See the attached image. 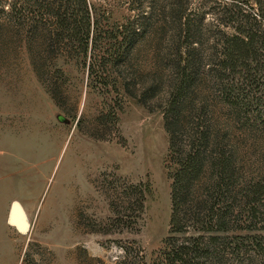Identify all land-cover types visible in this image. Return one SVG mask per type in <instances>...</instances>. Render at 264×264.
I'll use <instances>...</instances> for the list:
<instances>
[{
    "label": "rangeland",
    "instance_id": "obj_1",
    "mask_svg": "<svg viewBox=\"0 0 264 264\" xmlns=\"http://www.w3.org/2000/svg\"><path fill=\"white\" fill-rule=\"evenodd\" d=\"M10 1L0 0V264H116L124 257L125 264H149L170 215L162 108L175 83L168 48L180 24L169 17L168 0H87L93 25L84 57L55 23H34L26 10L8 19ZM183 2L195 29L185 43L201 56L217 30L230 34L231 23L243 22L235 10L256 14L253 0ZM256 23L264 35V19ZM261 54L243 118L229 117L207 64L190 98L192 125L204 120L236 143V189L264 169V48ZM123 81L137 94L157 87L144 105ZM261 197L254 224L246 213L220 232L238 245L237 253L226 249L224 264H264V249L252 239L264 243Z\"/></svg>",
    "mask_w": 264,
    "mask_h": 264
},
{
    "label": "trees",
    "instance_id": "obj_2",
    "mask_svg": "<svg viewBox=\"0 0 264 264\" xmlns=\"http://www.w3.org/2000/svg\"><path fill=\"white\" fill-rule=\"evenodd\" d=\"M253 2L255 6H249L255 7L256 14L235 10L237 15L241 14L243 22L231 23L233 32L230 34L217 30L216 40L204 45L205 56H201L202 49L185 43L195 29L189 19L183 17V0L165 1L169 17L180 24L176 29L177 40L171 41L168 48L173 56L170 67L175 83L168 89L162 108L163 127L168 136L165 167L170 180V215L163 246L149 264H224L226 249H236L237 253L238 245H231L235 236L220 232L228 230L230 222L242 214L247 213L250 223L257 220L258 203L264 195V169L260 178L241 188L243 192L236 189L235 142L228 139L227 131L204 120L198 119L192 125L191 115L195 109L190 100L199 70L202 64H207L230 111L229 117L245 116L248 102L245 98L247 92L251 93L258 85L256 70L264 48V35L256 23L257 18L264 19V0ZM25 10L33 15L34 23H55L59 35L68 30L70 47L76 49L78 55L84 57L90 49L93 17L87 0H12L7 18L19 19ZM180 37L184 43L179 41ZM121 40L118 39L119 45L116 51L114 49L118 53L114 54L116 58L121 54ZM124 43L131 45L128 35ZM123 53L126 55V50ZM122 85L128 95L138 96V102L144 105L149 93L155 92L157 87V83H150L137 94L131 89L132 81H123ZM196 110L199 117L203 111L199 107ZM239 202L241 206H237ZM143 203L144 195L141 194L140 210ZM252 239L254 245L264 249V243L256 237ZM124 259L116 264H125Z\"/></svg>",
    "mask_w": 264,
    "mask_h": 264
}]
</instances>
